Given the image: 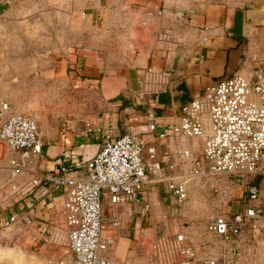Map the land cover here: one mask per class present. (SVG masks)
Returning <instances> with one entry per match:
<instances>
[{"label":"crops","instance_id":"obj_1","mask_svg":"<svg viewBox=\"0 0 264 264\" xmlns=\"http://www.w3.org/2000/svg\"><path fill=\"white\" fill-rule=\"evenodd\" d=\"M40 6L45 7L43 14L35 12ZM26 23L30 31L33 26L51 36L60 29L68 53L71 45L82 49L86 55L83 73L96 81L93 83L103 102L97 116L94 111L91 119H86V127L80 123L69 126L57 138L52 137L55 140L42 154L24 157L14 152L25 167L18 171L10 168L7 194L14 204L0 208V222L11 216L15 219L3 231L0 264H77L65 239L64 194L48 177L60 164L63 151L79 158L97 153L106 131L115 137L127 131L140 132L147 142L145 160L151 171L158 172L155 176L148 172L141 201L116 205L119 227L109 222L111 208L105 200L103 235L114 239L107 253L117 264H152L143 247L149 240L143 234H152L160 217V208H152L159 200L158 187L153 185L165 180L169 187L170 180L189 173L191 166L185 171L190 162L183 150H199L205 138H157L150 124L179 121L182 105L220 77L236 73L251 77L254 66L264 67V0H0V100L13 98L10 89L20 82L21 67H27L5 59L16 32L24 31ZM90 127H100L102 132L88 130ZM192 138L196 149L189 144ZM163 142L164 157L175 153L177 160L160 158L159 145ZM86 145L91 147L88 151ZM150 146L155 147V158L150 155ZM156 160L160 167L154 164ZM5 175L0 172V201L6 194L2 187ZM39 175L41 179L34 184L33 178ZM214 176L221 175L207 177ZM233 190L237 188L216 194L231 197ZM240 209L217 208L216 213L232 214ZM165 226L160 225L161 231ZM177 234L174 241L179 245L180 263L182 248L189 245L194 250L191 261L220 254L232 264H264V218L257 228L248 225L244 229L236 255L228 252L221 237L216 251L206 248L200 253L186 234L183 241L176 239ZM206 245L213 248L212 243Z\"/></svg>","mask_w":264,"mask_h":264},{"label":"built area","instance_id":"obj_2","mask_svg":"<svg viewBox=\"0 0 264 264\" xmlns=\"http://www.w3.org/2000/svg\"><path fill=\"white\" fill-rule=\"evenodd\" d=\"M181 110L177 122L150 124L157 138H205L199 150H183L190 157L192 172L170 180L169 188L179 200H184L191 175L224 176V187H214L221 195L240 185L243 207L232 214L213 213L207 220L208 228L222 238L228 252L236 255L244 229L248 225L257 228L264 218V67L254 66L251 77L240 73L220 77L199 96L186 101ZM88 130L102 132L100 127ZM0 140L24 157L40 155L52 143L33 114L15 110L5 99L0 100ZM146 147L147 142L138 131H127L117 137L106 131L100 150L89 158L62 152L60 164L48 178L64 194L65 239L77 264H117L107 253L114 239L103 235L105 200L111 208L109 222L119 227L116 205L142 200L148 181ZM149 152L155 158L154 146L149 147ZM10 163L17 171L25 167V162L16 157ZM154 164L160 167L159 160ZM41 177L35 176L34 184ZM14 219L11 216L0 222V241L5 238L4 229ZM176 239L185 240V234L178 233ZM182 251L180 264H232L226 255L191 261L194 250L189 245L183 246Z\"/></svg>","mask_w":264,"mask_h":264},{"label":"rangeland","instance_id":"obj_3","mask_svg":"<svg viewBox=\"0 0 264 264\" xmlns=\"http://www.w3.org/2000/svg\"><path fill=\"white\" fill-rule=\"evenodd\" d=\"M35 12L43 14L45 7L40 6ZM53 24L56 26L55 22ZM31 28L32 31L29 30L30 25L26 23L24 31L16 32L18 37H14L15 43L11 46L10 54L7 56L8 52H6L5 59L9 63L20 62L22 66L27 64L26 68L21 67L19 70L20 82L10 89L13 98L9 101L15 110L33 114L47 138L55 136L57 138V135H61L69 126L73 128L75 123L83 124V128L86 127V119L90 120L94 111L95 117L97 116V109L102 107L103 99L99 95L98 86L93 83L96 81L89 79L90 75L83 73L85 53H82V49L79 50L76 45H71V51L68 53L66 44L62 45L60 29L54 30L51 36L45 30H35L33 26ZM1 59L2 57L0 63L3 61ZM1 72L0 67V74ZM54 140L52 138V142ZM189 144L192 148H198L193 138L189 140ZM163 145L164 142L159 145L160 158L177 160L175 153L171 157H164L166 151ZM90 148V145H86L85 151ZM13 158H15L14 151L0 140V172L6 174V182L2 186L6 194L0 201V208L7 205L13 207L14 204L7 194L9 178L13 171L10 169V161ZM187 162L190 164L188 163L185 172L191 166L190 157ZM147 170L151 176L158 175V172L150 170L149 165ZM188 172L185 175L191 174L192 169ZM189 177L191 178L187 184L188 196L181 202L175 200L165 180L152 184L158 187L159 195V200L152 203L154 204L152 208H160L158 215L160 217L157 219V227L152 228L153 233L143 234V237L149 240L143 247L149 253L152 264H180L179 245L174 241V234L177 232L183 231L200 253H205L206 248L216 251L220 247V236L208 230L209 216L216 213L217 208L240 209L244 205L243 197L239 196L242 190L240 185L233 186L237 190L232 191L231 197L217 196L214 186L225 185V177L192 175ZM161 224L166 225L162 231ZM207 243H212L213 248L207 247ZM216 255L214 256H221Z\"/></svg>","mask_w":264,"mask_h":264}]
</instances>
